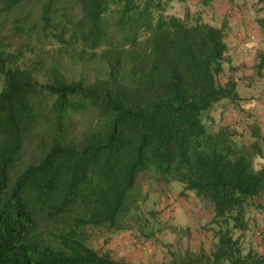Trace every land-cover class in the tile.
Returning a JSON list of instances; mask_svg holds the SVG:
<instances>
[{
	"label": "trees",
	"instance_id": "1",
	"mask_svg": "<svg viewBox=\"0 0 264 264\" xmlns=\"http://www.w3.org/2000/svg\"><path fill=\"white\" fill-rule=\"evenodd\" d=\"M173 1L0 0V264H129L96 250L86 229H127L148 182L180 183L213 214L212 252L162 264H264L234 238L249 209L264 211V136L253 129L245 145L229 126L209 131L206 112L237 98L234 82L216 79L224 34L166 15ZM37 2L35 17L26 9ZM52 39L78 45V60L104 75L68 80L58 66L24 64ZM86 116L94 128L73 136ZM43 224L58 226L56 245L38 236Z\"/></svg>",
	"mask_w": 264,
	"mask_h": 264
},
{
	"label": "crops",
	"instance_id": "2",
	"mask_svg": "<svg viewBox=\"0 0 264 264\" xmlns=\"http://www.w3.org/2000/svg\"><path fill=\"white\" fill-rule=\"evenodd\" d=\"M166 15L189 23L198 21L223 31L227 51L220 74L222 86L229 81L234 82L237 98L221 101L216 112L209 110L204 118L209 115L211 124L219 127L241 126L246 132L257 129L264 136V0H174ZM263 145L264 142V149ZM153 192L160 196L161 210L176 203L172 213L174 227L178 231L208 224L213 218L212 213L204 214L200 210V200V204L193 200L195 193L185 192L184 185L180 183L165 186V191L156 189ZM133 232L104 235L111 240L100 247H93L101 253H108L114 260L144 264L140 260L143 257L140 243ZM235 233V239L248 242V231ZM160 246L148 240V264L164 263L160 259L163 251Z\"/></svg>",
	"mask_w": 264,
	"mask_h": 264
},
{
	"label": "rangeland",
	"instance_id": "3",
	"mask_svg": "<svg viewBox=\"0 0 264 264\" xmlns=\"http://www.w3.org/2000/svg\"><path fill=\"white\" fill-rule=\"evenodd\" d=\"M26 10L33 12L35 17H37L39 3L31 4ZM79 49V46L72 42H59L56 39H52L49 42H45L43 45H39L34 54L27 53L23 62L28 67L36 65H42L44 68L58 66L68 80L84 79L87 81L97 76H103L104 69L102 66L98 64H84L78 60L77 52ZM7 52H15V50H7ZM37 77L41 83L47 80L43 71L39 72ZM216 79L218 84H223L222 75H217ZM217 107L219 108L220 106L218 104L214 105L210 111L216 112L215 110H217ZM210 118L209 115L204 118L206 126L209 131L217 132L221 127L217 124H211ZM94 126L95 120L89 116L77 118L72 130V135L77 136L82 131L93 129ZM234 126L235 125L232 123V127ZM231 129L236 131L237 136L235 139L238 143L250 145L253 142L251 131L246 132V129H242L241 126ZM41 137L42 134L38 135V139L35 141L32 148L27 151L22 163L24 166L28 163H32L35 159L37 160ZM263 165L264 160L259 157L256 158L255 168L259 169ZM164 185L167 184L163 183L162 185L157 184V182H148L144 185L140 192L137 205L131 209L124 219V224L127 226V229L107 233V231L101 230L98 227H88L86 231L89 235V243L94 247H100L111 240L110 238H105L104 235L134 231L133 235H135L138 243H140L139 248H141L140 250L143 253V257L140 258V260L144 264H148V240L151 241L153 245H157V247L161 244L160 247L163 248V251L160 253V259L163 262L170 261L172 259V253L183 255L188 250L198 251L202 248L208 253L212 252L217 239L214 237L213 233L208 230L207 224H198L196 227L178 231L174 227L175 217L172 213L176 207V203L169 204V206L161 210V205L159 203L160 196L154 192L152 193V191L156 189L165 191ZM193 200L197 201L198 199L195 198ZM197 202L199 203V200ZM200 210L204 214H206L205 212L211 213L209 206L204 203H201ZM246 217L248 218L250 226L247 230L249 232V240L248 242H246V240L241 242L242 251L244 254H247L248 249H250L263 254L264 252L261 250H264V211H257L251 208L248 210ZM59 232L58 226L43 224L38 230V236L44 243L54 246L56 245V235H58ZM236 235L237 233H234V237ZM152 253L153 252H151V254Z\"/></svg>",
	"mask_w": 264,
	"mask_h": 264
}]
</instances>
